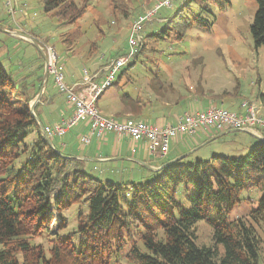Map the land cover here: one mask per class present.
Listing matches in <instances>:
<instances>
[{
  "label": "trees",
  "instance_id": "trees-1",
  "mask_svg": "<svg viewBox=\"0 0 264 264\" xmlns=\"http://www.w3.org/2000/svg\"><path fill=\"white\" fill-rule=\"evenodd\" d=\"M41 1L45 13L62 25H75L89 7V0L80 4L77 0ZM256 3L250 30L259 48L264 46V0ZM187 6L186 1L165 19L161 31L146 38L166 41L176 29V39L182 40L192 27L188 19H180ZM73 39L71 33L64 36L67 49ZM143 52L141 47L133 59L139 60ZM124 72L119 74L120 81ZM27 88L0 63V264H112L134 234L140 243L126 256L129 264H264L259 233V228L264 230V143L259 141L240 157L215 155L189 163L187 156L163 168L164 177L151 182H104L49 144L36 119L37 106L34 114L30 110L37 93L29 96ZM122 100L135 119L147 117L149 100L130 94L122 95ZM31 134L35 136L27 143ZM23 156L26 160L16 169L15 163ZM180 185L194 189L187 210L176 199ZM256 190L261 192L257 206L230 220L238 206L252 202L249 195ZM80 203L88 204V212L79 215L77 230L67 238L59 237L68 223L65 212ZM56 215L58 233L52 234ZM199 222L212 228V245H197ZM45 235H56L48 251L30 241Z\"/></svg>",
  "mask_w": 264,
  "mask_h": 264
},
{
  "label": "rangeland",
  "instance_id": "rangeland-1",
  "mask_svg": "<svg viewBox=\"0 0 264 264\" xmlns=\"http://www.w3.org/2000/svg\"><path fill=\"white\" fill-rule=\"evenodd\" d=\"M16 1L14 0L15 15L12 16L4 0H0V17H4L2 22L0 20V63L13 79H27L30 90L34 83L29 77L30 73L36 69L39 73L38 67L44 64L42 53L33 43L20 40L4 28L11 27L18 35H22L23 30L26 33L32 32L38 45L47 43L55 49L59 63L64 64L67 70L73 60L79 63V70L81 65L88 69L89 64L86 61L95 57L99 62L98 67H101L106 65L107 61L128 55V37L132 21L161 0H89L85 16L73 26L62 25L56 18L46 14L41 0H20L21 5H16ZM80 1L77 0L79 4ZM186 1L188 6L180 19H188L192 27L187 30L182 40L176 39V29L166 41L158 43L146 38L149 34L161 31L166 25L165 19L172 17ZM173 4L172 8L161 9L155 19L147 25V29L142 30V57L139 60L129 59L123 68L125 75L121 81L119 75L115 80L119 86L109 88L105 92L107 96L130 94L142 101H153L150 107L168 104L169 110L172 109L171 105L177 110L179 106L182 107L184 103L191 101L194 104L189 106H196L199 110L213 106V102L217 100L221 103L240 102V106L243 102H248L264 113V46H255L250 30L258 9L256 0H174ZM68 33L76 40L73 41L71 49H67L63 41ZM134 62V66H131ZM152 80L158 82L155 87ZM19 83L27 84L26 80ZM224 94L226 96H223ZM16 95L21 94L16 92ZM195 99L198 103L204 99L210 102L202 108L201 104L197 106ZM225 109H230L228 104H225ZM34 136L35 134H31L26 140L27 143H30ZM198 136L199 134L196 137ZM255 139L244 133L228 134L210 143H203L205 145L189 155L186 161H207L215 155L244 156L247 154L245 142L256 143ZM25 160V156L21 157L15 163V168L19 169ZM96 166L84 162L81 169L104 182L111 181L121 183L120 185L128 183L113 180L109 172L100 169L94 171ZM162 177L164 173L160 170L156 178ZM155 179L143 180L141 183ZM193 194L192 187L180 185L176 199L187 210L190 208L188 198ZM246 196L244 194V197ZM249 197L252 202L245 201L238 206L229 216L230 220L249 214L250 210L257 206L261 192L256 190ZM87 212V203L73 205L66 211L67 227L59 231V237L67 238L73 234L77 230L79 215ZM59 223L60 218L56 215L52 234L58 233ZM134 232L133 230V234ZM259 233L263 237L264 253V230L259 228ZM196 234L198 246L212 245L213 230L204 222L197 224ZM54 236L56 235H45L30 241L48 251L51 247V237ZM74 240H77L76 237ZM129 242L124 251L112 258V264H129L126 256L134 245L140 243L135 234Z\"/></svg>",
  "mask_w": 264,
  "mask_h": 264
},
{
  "label": "crops",
  "instance_id": "crops-1",
  "mask_svg": "<svg viewBox=\"0 0 264 264\" xmlns=\"http://www.w3.org/2000/svg\"><path fill=\"white\" fill-rule=\"evenodd\" d=\"M17 3H20L21 5L20 0H17L15 4L17 5ZM2 19H4L3 16L0 17L1 22ZM4 30L9 34L18 36L20 40L27 43H32V40H37L32 32L26 33L23 29L22 35L14 33L11 27H6L4 28ZM40 46L44 49V46H47V43H40ZM86 62L89 64L88 69L81 65L79 70V66L77 68V65L79 63L75 60H73V64H71L69 70H67L64 66L66 72V83L69 86H75V90L78 92H80V86L78 84L82 81L84 69H87L88 71L90 70L89 72L92 74V76H94L93 81L98 84L102 83L107 75L105 67L108 61L106 62V65H103L104 67H98L99 62L96 57L93 60ZM38 70L39 73H37V69L30 73L31 75L29 77L32 78L34 83L32 89L29 90L27 88L26 92L29 96H33V94L37 93L33 101L30 103V107L34 100L38 97L40 92H43L40 101L35 105V107L37 106V118L43 128H53L54 126L59 125L63 120L71 118L75 113V108L74 106L69 104L65 95L60 94L57 91L51 76H49L46 84H44V73L46 70L45 59L44 64L39 66ZM39 78H42V81H39ZM21 81L16 80L17 83ZM133 98H137V96ZM197 101L198 100L195 99L197 106H199L198 104H201L200 106H202V108H205L208 105V102H210L206 99L202 100L201 103H198ZM151 102L153 101H150V104ZM213 103L222 107H225V104H228L230 107L229 110L238 113L243 112L239 105L240 102L221 103L217 100ZM190 104L194 103L192 101L190 103L186 102L182 105V107L179 106L177 110H175L176 107H173L172 105V109L169 110L167 106L170 105L168 104L166 106H149L146 110V118L135 119L132 113L126 108L124 101L122 100V96H107V93H105L100 98L98 107L103 116L107 118L114 117L119 120L127 119L134 121H146L152 125L163 127L169 124H175L179 117H181V115L187 110ZM229 131L230 130H226L223 132L216 130H205L198 133V138L195 137L193 138V140L189 139L188 141L187 138L181 137L175 141H172L170 150L167 155L159 156L151 154L149 152L148 144L146 141H134L128 136L118 137L112 133H105L101 138L96 135H92L90 138V143L84 144L82 142V137L90 135V127L88 124V120L83 118L71 129H69L64 137H53L52 143L53 147L55 149H58V151L62 155L68 158L75 159L79 163L80 168L81 165H84V162L95 164L97 166L94 168V171L100 169L104 172H109L110 178H112L113 180H117V182L126 181L138 183L142 182L143 180L155 179L156 174L165 164L176 160L185 154L189 153V155H191L195 151L202 148L205 144L210 143H205V141H208V139L210 138L213 139L220 134H222V136L232 134L227 133ZM244 134L250 135L249 133ZM211 139L209 141H211ZM258 142V139L256 143L255 141H246V152H248L249 149L255 146Z\"/></svg>",
  "mask_w": 264,
  "mask_h": 264
},
{
  "label": "built area",
  "instance_id": "built-area-1",
  "mask_svg": "<svg viewBox=\"0 0 264 264\" xmlns=\"http://www.w3.org/2000/svg\"><path fill=\"white\" fill-rule=\"evenodd\" d=\"M174 0H161L151 8L138 15L131 24L128 43L130 52L127 56L111 60L107 63L105 80L98 84L93 81L94 76L87 70H83L82 81L78 84L80 92L75 86L66 83L64 65L59 63L58 55L52 46H44L46 57V70L52 77L54 85L60 94L67 97L69 104L74 106V115L63 120L53 128H47L46 133L52 137L62 138L69 129L76 125L81 119L88 120L90 135L82 137L84 144L90 143L92 135L99 138L105 133H112L118 137L128 136L134 141H146L151 154L165 156L170 150L171 141L179 138L192 139L198 133L205 130L226 131L242 129L247 131L256 139L264 138V113L260 108L243 102L240 108L243 112L238 113L215 105L204 110L196 106H189L179 117L175 124L167 126H155L146 121H134L127 119L107 118L101 113L98 102L104 93L115 83L117 76L144 44L142 35L146 23L152 22L158 12L163 8H172ZM9 13L15 15L14 0H4Z\"/></svg>",
  "mask_w": 264,
  "mask_h": 264
},
{
  "label": "water",
  "instance_id": "water-1",
  "mask_svg": "<svg viewBox=\"0 0 264 264\" xmlns=\"http://www.w3.org/2000/svg\"><path fill=\"white\" fill-rule=\"evenodd\" d=\"M32 43H33L34 45H36V46L39 48V50H40L41 53H42L43 58L46 60L44 49H43L40 45H38V44L35 42V40H32ZM48 78H49L48 72H47V70H45V73H44V84H46V81H47ZM42 94H43V92L41 91L40 94L38 95V97L34 100V102L32 103V105H31V107H30V110H31V112H32L33 114H34V108H35V105L40 101V99H41V97H42ZM36 119H37L38 125L41 127V131H42L44 137H45L46 140L49 142V144L53 147L52 138L46 133L45 128H43V127L40 125L39 120H38L37 117H36ZM227 133H248V132L245 131V130H242V129H234V130H230V131L227 132ZM220 136H222V134H220V135H218L217 137L211 139V141H212V140H215L216 138H219ZM258 140H259L261 143H264V138H260V139H258ZM211 141H209V142H211ZM190 153H191V152H190ZM187 155H189V153H188V154H185V155H183V156H181L180 158H178V159H176V160H173V161H171V162L165 164V165L161 168V170H162L163 168L169 166V165H172V164H174V163H176V162H178V161L184 159Z\"/></svg>",
  "mask_w": 264,
  "mask_h": 264
}]
</instances>
